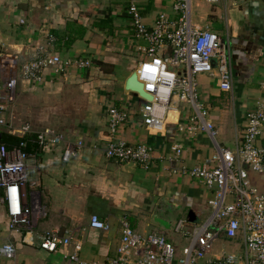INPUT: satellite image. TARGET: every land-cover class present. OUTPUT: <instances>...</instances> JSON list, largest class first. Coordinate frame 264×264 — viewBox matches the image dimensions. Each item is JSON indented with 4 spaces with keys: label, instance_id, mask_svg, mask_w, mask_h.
Returning <instances> with one entry per match:
<instances>
[{
    "label": "crops",
    "instance_id": "1",
    "mask_svg": "<svg viewBox=\"0 0 264 264\" xmlns=\"http://www.w3.org/2000/svg\"><path fill=\"white\" fill-rule=\"evenodd\" d=\"M132 3L149 29L161 15L169 22L179 19L176 0H0V55L17 57L19 71L47 53L69 63L62 72L45 70L41 84L19 77L14 107L0 113V144L8 149L19 145L18 131L24 125L32 128L26 137L30 159L23 199L30 213L13 229L0 202V251L4 244L17 249L12 260L0 253V264H77L69 259L76 245L82 247V261L106 262L117 256L126 221L141 235L163 234L180 256L189 239L175 231L178 222L185 221L186 232H192L211 215L208 203L215 192L182 169L209 163L217 152L213 140L207 134L181 136L175 124L159 134L149 132L137 115L144 101L126 88L141 62L137 45L148 46L134 41L127 13ZM191 19L195 27L208 28L229 46L233 90L222 91L216 76L200 75L197 82L219 132L217 143L235 152L246 115L264 103V0H221L216 5L192 0ZM49 36L56 39L52 45ZM39 48L46 54L40 55ZM76 59L89 60L92 66L79 69L73 65ZM6 78L0 71V87ZM115 106L130 112L116 140L152 147L150 165L107 157L112 142L108 113ZM187 115L183 111L179 119ZM48 129L63 135L64 141L40 147L36 135ZM12 137L19 139L16 146L10 145ZM175 145L183 148L180 160ZM259 145L264 147V138ZM68 146L74 154L65 161ZM249 177L264 195V173L250 172ZM93 216L109 231L91 228ZM48 232L72 243L55 254L42 251ZM243 245L242 236L231 240L220 233L199 264L230 254L244 259Z\"/></svg>",
    "mask_w": 264,
    "mask_h": 264
},
{
    "label": "built area",
    "instance_id": "2",
    "mask_svg": "<svg viewBox=\"0 0 264 264\" xmlns=\"http://www.w3.org/2000/svg\"><path fill=\"white\" fill-rule=\"evenodd\" d=\"M204 1L216 5L221 0ZM174 8L179 19L169 22L161 15L153 29L143 23L135 3L127 11L132 22L134 41L148 43V46L137 45L141 62L136 72L138 80L144 85V91L153 97V101L138 96L144 104L137 115L149 132L159 134L169 124H175L181 136L207 134L213 140L217 152L209 163L202 167L182 169L183 173L215 192V198L208 203L211 215L192 232H186L185 221L178 222L175 231L189 239L180 256L173 243L163 234L153 232L141 235L126 221L122 223V237L114 259L106 262L82 261L78 255L82 247L76 245L75 253L69 255V259L77 264H199L212 252L220 233H225L231 240L242 236L245 257L242 259L230 254L205 264H264V195L252 186L249 177L250 172L264 173V147L259 145L264 138V103L246 115V126L237 138L235 152L217 143L219 132L210 120L209 108L198 93L197 79L200 75L216 76L222 91L233 90L229 46L208 28L201 29L192 24V0H176ZM21 23L24 24V21ZM48 42L52 45L56 39L49 36ZM39 53L46 54L41 48ZM47 54L23 65L20 71L17 57L5 53L0 55V71L7 77L0 87V113L14 107L19 77L41 84L45 70L62 72L68 67L69 63L64 64L59 56ZM73 65L84 70L90 68L92 62L76 59ZM183 111L189 115L181 120L179 117ZM129 113L123 107L115 106L109 110L112 142L107 147L106 155L120 163L148 166L153 158L152 147H131L116 140ZM0 125H4L2 120ZM18 134L22 140L13 149L0 144V192L4 193L0 202L8 209L13 229L24 223V217L30 213L29 209L24 208L23 199L30 159L26 137L32 134L31 126L24 125ZM35 141L40 147H55L64 141V136L48 129L37 134ZM78 146L81 147L82 143ZM174 151L180 160L184 152L182 146L175 145ZM73 154L72 146H68L64 160L68 161ZM90 226L96 230L109 231V226L97 216L91 218ZM71 243L70 238H61L55 232H48L41 243V250L55 254ZM0 253L3 258L12 260L16 257L17 249L12 244H4Z\"/></svg>",
    "mask_w": 264,
    "mask_h": 264
},
{
    "label": "water",
    "instance_id": "3",
    "mask_svg": "<svg viewBox=\"0 0 264 264\" xmlns=\"http://www.w3.org/2000/svg\"><path fill=\"white\" fill-rule=\"evenodd\" d=\"M126 88L128 91L136 93L142 99L146 101H153V97L144 91V85L138 80L137 72H133L131 77L128 79Z\"/></svg>",
    "mask_w": 264,
    "mask_h": 264
},
{
    "label": "trees",
    "instance_id": "4",
    "mask_svg": "<svg viewBox=\"0 0 264 264\" xmlns=\"http://www.w3.org/2000/svg\"><path fill=\"white\" fill-rule=\"evenodd\" d=\"M18 143H19V139L14 138V137L10 138V145L16 146Z\"/></svg>",
    "mask_w": 264,
    "mask_h": 264
}]
</instances>
